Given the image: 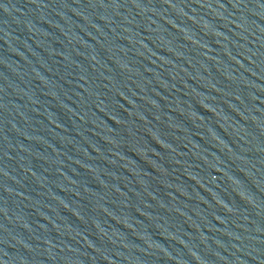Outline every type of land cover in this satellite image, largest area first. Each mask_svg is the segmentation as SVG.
<instances>
[{
  "label": "water",
  "instance_id": "obj_1",
  "mask_svg": "<svg viewBox=\"0 0 264 264\" xmlns=\"http://www.w3.org/2000/svg\"><path fill=\"white\" fill-rule=\"evenodd\" d=\"M0 264H264V0H0Z\"/></svg>",
  "mask_w": 264,
  "mask_h": 264
}]
</instances>
